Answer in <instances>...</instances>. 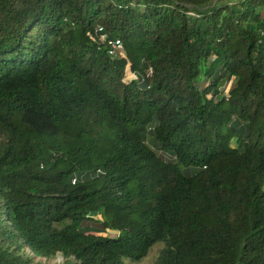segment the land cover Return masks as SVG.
<instances>
[{
  "label": "trees",
  "instance_id": "obj_1",
  "mask_svg": "<svg viewBox=\"0 0 264 264\" xmlns=\"http://www.w3.org/2000/svg\"><path fill=\"white\" fill-rule=\"evenodd\" d=\"M156 245L264 264V0H0V264Z\"/></svg>",
  "mask_w": 264,
  "mask_h": 264
},
{
  "label": "rangeland",
  "instance_id": "obj_2",
  "mask_svg": "<svg viewBox=\"0 0 264 264\" xmlns=\"http://www.w3.org/2000/svg\"><path fill=\"white\" fill-rule=\"evenodd\" d=\"M117 53L120 54V51H118ZM226 93H227V90L226 89H222L221 93L219 94V98L226 97ZM107 235L109 237H115L116 233L108 232ZM161 249H162L161 245L154 246L151 249V251L149 252L148 256L144 260H142L140 263H138V264H153V262L155 261V259L157 257L158 252ZM40 264H63V260L58 256L54 261H52L50 263H48V262H40ZM127 264H130V263H127Z\"/></svg>",
  "mask_w": 264,
  "mask_h": 264
},
{
  "label": "built area",
  "instance_id": "obj_3",
  "mask_svg": "<svg viewBox=\"0 0 264 264\" xmlns=\"http://www.w3.org/2000/svg\"><path fill=\"white\" fill-rule=\"evenodd\" d=\"M108 46H109V51H108V55L109 56H114L115 53H117L118 51H120L121 53V45L119 41H110L108 42Z\"/></svg>",
  "mask_w": 264,
  "mask_h": 264
}]
</instances>
